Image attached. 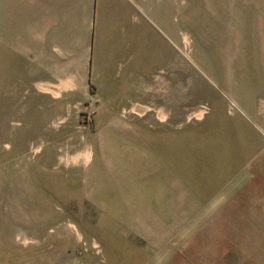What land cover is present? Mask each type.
I'll return each instance as SVG.
<instances>
[{
  "label": "rangeland",
  "instance_id": "1",
  "mask_svg": "<svg viewBox=\"0 0 264 264\" xmlns=\"http://www.w3.org/2000/svg\"><path fill=\"white\" fill-rule=\"evenodd\" d=\"M144 4L127 100L33 87L0 46V264H264V0Z\"/></svg>",
  "mask_w": 264,
  "mask_h": 264
},
{
  "label": "crops",
  "instance_id": "2",
  "mask_svg": "<svg viewBox=\"0 0 264 264\" xmlns=\"http://www.w3.org/2000/svg\"><path fill=\"white\" fill-rule=\"evenodd\" d=\"M0 46L12 66L16 60L24 67L18 72L33 87L84 99L95 90L127 100L129 91L148 84L152 20L144 0H0ZM169 256L167 251V264Z\"/></svg>",
  "mask_w": 264,
  "mask_h": 264
}]
</instances>
